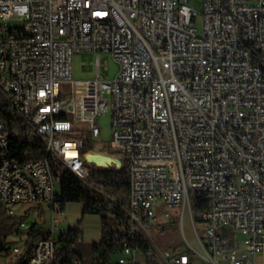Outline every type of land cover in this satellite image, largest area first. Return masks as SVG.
<instances>
[{
    "label": "built area",
    "instance_id": "obj_1",
    "mask_svg": "<svg viewBox=\"0 0 264 264\" xmlns=\"http://www.w3.org/2000/svg\"><path fill=\"white\" fill-rule=\"evenodd\" d=\"M199 2L0 0V94L45 141L44 159L19 162L13 131L0 122L8 205L52 210L27 264H65L73 252L59 243L52 163L86 181L98 167L90 155L119 159L120 169L126 162L131 219L142 234L159 206L194 219L191 196L208 195L205 228L194 227L201 252L164 251V264H255L263 253L264 0ZM84 53L96 55V77L73 80L72 57ZM103 56L118 65L112 80L101 72ZM107 114L114 154L92 148ZM26 229L21 223L16 237ZM142 252L125 244L117 264H142Z\"/></svg>",
    "mask_w": 264,
    "mask_h": 264
},
{
    "label": "trees",
    "instance_id": "obj_2",
    "mask_svg": "<svg viewBox=\"0 0 264 264\" xmlns=\"http://www.w3.org/2000/svg\"><path fill=\"white\" fill-rule=\"evenodd\" d=\"M0 122L6 124L13 131L15 156L19 162L42 160L46 157L45 141L38 135L36 129L21 115L11 109L10 104L0 94ZM90 145L87 142L86 149ZM114 154V153H111ZM120 156V155H119ZM123 168L101 169L96 166L89 167V179L84 181L68 170L62 162L55 160L52 168L60 178L61 193L57 204L63 211L69 204H82L83 216H98L102 224V237L99 244L94 245V258L91 264H117L114 258L122 254L125 244L140 246L145 254L151 251L150 242L140 232L138 226L131 219V185L126 162ZM194 221L200 223L201 216L210 208L208 195L197 193L191 196ZM24 218L11 216L7 208L0 202V257L12 253L9 239L16 237ZM148 224V222H145ZM39 233L36 224L27 232L30 240L38 241ZM82 236L81 231L75 227L63 230L59 243L64 250L74 245L73 252L67 255L65 264H81L82 258L77 254L75 247ZM35 243H28L18 264H27ZM177 249V248H176ZM149 264H159L146 257Z\"/></svg>",
    "mask_w": 264,
    "mask_h": 264
},
{
    "label": "rangeland",
    "instance_id": "obj_3",
    "mask_svg": "<svg viewBox=\"0 0 264 264\" xmlns=\"http://www.w3.org/2000/svg\"><path fill=\"white\" fill-rule=\"evenodd\" d=\"M200 0H191V3L200 7ZM19 23L11 24L12 27L18 26ZM102 60V74L106 75L108 80H112L117 72L118 65L110 58L103 56ZM96 63L97 58L95 54H75L72 57V79L76 81L91 80L96 77ZM108 63V71H105L104 65ZM104 75V76H105ZM70 86L64 87V92L69 94ZM68 95H64L67 98ZM111 116L109 114L101 116L98 124L101 130V135L94 142L92 148L98 152L113 153L112 150V124ZM120 170V169H119ZM55 191L58 195L61 193V183L56 181ZM14 212L17 216L24 218L27 229L23 230L22 236L12 237L9 239V247L15 246L25 249L27 244L34 240H30L26 233L30 230L32 225L36 224V229L39 233L38 239L42 238L44 233L50 228L52 222V210L45 205L37 204H21L13 206ZM169 214L167 217L166 214ZM193 213V211H192ZM157 218L152 225L148 227L144 236L148 239L151 246V251L148 254L142 252L139 256V261L142 264H149L146 257L151 260L164 264L160 257V253L164 251H174L176 248L184 251L189 245L195 251L201 252L198 238L194 231V227L201 232L204 227L201 223L195 222L192 219L189 210L186 213L180 207H158L156 212ZM194 215V214H193ZM61 221V230H69L77 227L81 233V239L75 247L77 254L82 258L81 264H91L94 258L93 247L99 244L102 237V224L98 216L84 215L82 204H69L65 207L63 212L58 214ZM161 226H164L162 228ZM204 239V236H201ZM121 255L114 258V262L120 259ZM20 255L17 256L13 252L11 254L0 257V264H18Z\"/></svg>",
    "mask_w": 264,
    "mask_h": 264
},
{
    "label": "water",
    "instance_id": "obj_4",
    "mask_svg": "<svg viewBox=\"0 0 264 264\" xmlns=\"http://www.w3.org/2000/svg\"><path fill=\"white\" fill-rule=\"evenodd\" d=\"M89 162L97 165L98 167H106L108 165L115 164L118 169L122 167V163L119 159H112L108 156L103 155H90L88 156Z\"/></svg>",
    "mask_w": 264,
    "mask_h": 264
},
{
    "label": "bare ground",
    "instance_id": "obj_5",
    "mask_svg": "<svg viewBox=\"0 0 264 264\" xmlns=\"http://www.w3.org/2000/svg\"><path fill=\"white\" fill-rule=\"evenodd\" d=\"M0 202L7 208L8 214L14 216L12 206L8 205V195H6V192L0 191Z\"/></svg>",
    "mask_w": 264,
    "mask_h": 264
},
{
    "label": "crops",
    "instance_id": "obj_6",
    "mask_svg": "<svg viewBox=\"0 0 264 264\" xmlns=\"http://www.w3.org/2000/svg\"><path fill=\"white\" fill-rule=\"evenodd\" d=\"M40 239H38V240H40ZM255 264H264V251L260 256L257 257Z\"/></svg>",
    "mask_w": 264,
    "mask_h": 264
}]
</instances>
